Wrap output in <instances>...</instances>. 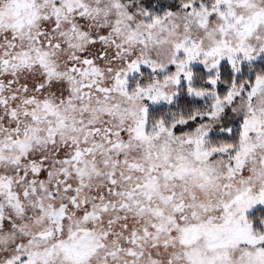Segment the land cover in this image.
<instances>
[{
  "label": "snow or ice",
  "instance_id": "6c2138e0",
  "mask_svg": "<svg viewBox=\"0 0 264 264\" xmlns=\"http://www.w3.org/2000/svg\"><path fill=\"white\" fill-rule=\"evenodd\" d=\"M0 264H264V0H0Z\"/></svg>",
  "mask_w": 264,
  "mask_h": 264
}]
</instances>
